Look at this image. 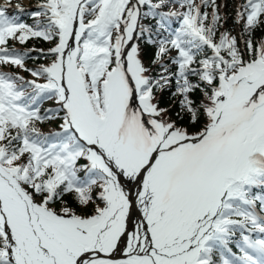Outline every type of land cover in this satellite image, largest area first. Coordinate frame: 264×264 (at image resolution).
<instances>
[{
  "label": "snow or ice",
  "instance_id": "obj_1",
  "mask_svg": "<svg viewBox=\"0 0 264 264\" xmlns=\"http://www.w3.org/2000/svg\"><path fill=\"white\" fill-rule=\"evenodd\" d=\"M228 8L0 0V264H264V0Z\"/></svg>",
  "mask_w": 264,
  "mask_h": 264
},
{
  "label": "trees",
  "instance_id": "obj_2",
  "mask_svg": "<svg viewBox=\"0 0 264 264\" xmlns=\"http://www.w3.org/2000/svg\"><path fill=\"white\" fill-rule=\"evenodd\" d=\"M231 2V1H230ZM231 10H232V8H231V6L229 5V8L227 9V11L228 12H231ZM23 19H29V17H28V15L27 14H25L24 16H23ZM227 27H229V28H231L232 27V23H231V21H229V24L227 25ZM35 46V47H41V46H48L49 44H47L46 42H44L43 40H41V39H30L28 42H27V44H26V46ZM152 51V49L149 47L146 51H145V53H144V55L146 56V58H148V60H149V53ZM46 60H42V59H37V60H33V59H31V58H29V60H28V63L30 64V65H32V64H40V63H43V62H45ZM12 69H15V68H12ZM15 70H18V69H15ZM27 75L29 76V74L27 73ZM160 103H161V106H167L168 104H170L171 103V101H170V98L168 97V95L167 94H165L164 95V97L161 99V101H160ZM199 126L197 125V126H195V127H192V126H190L189 128L190 129H197Z\"/></svg>",
  "mask_w": 264,
  "mask_h": 264
},
{
  "label": "rangeland",
  "instance_id": "obj_3",
  "mask_svg": "<svg viewBox=\"0 0 264 264\" xmlns=\"http://www.w3.org/2000/svg\"><path fill=\"white\" fill-rule=\"evenodd\" d=\"M27 8H31L34 4L33 0H20ZM232 2L229 1V5L231 6Z\"/></svg>",
  "mask_w": 264,
  "mask_h": 264
}]
</instances>
